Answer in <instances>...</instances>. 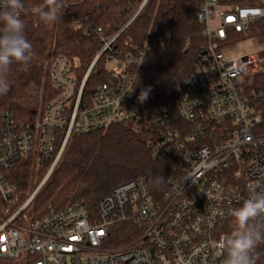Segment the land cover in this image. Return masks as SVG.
<instances>
[{"label":"built area","instance_id":"obj_1","mask_svg":"<svg viewBox=\"0 0 264 264\" xmlns=\"http://www.w3.org/2000/svg\"><path fill=\"white\" fill-rule=\"evenodd\" d=\"M63 3L67 13L69 3ZM45 6L39 2L35 10ZM137 13L111 37L89 16L74 17V27L103 41L82 78L70 58L55 55L46 63L51 94L41 98L34 121L18 123L8 110L1 113L0 264L21 258L24 264H222L215 245L235 231L231 210L248 197L249 185L264 192V121L242 89L246 76L264 69V44L241 55L236 49L241 41L257 40L247 34L264 17V0H203L199 17L207 45L177 87L174 104L139 101L130 69L146 49L122 55L114 47ZM236 34L243 38H230ZM168 38L159 42L163 49ZM103 54L111 80L95 84L85 100L87 80ZM121 123L150 129L153 157L181 156V175L167 191L156 198L148 182L136 178L116 186L95 210L74 201L29 218L25 211L38 191L22 203L9 177L16 165L28 156L40 165L53 160L49 176L72 133ZM125 222L136 226L137 236L108 246L114 227ZM263 252L260 243L256 259Z\"/></svg>","mask_w":264,"mask_h":264},{"label":"trees","instance_id":"obj_2","mask_svg":"<svg viewBox=\"0 0 264 264\" xmlns=\"http://www.w3.org/2000/svg\"><path fill=\"white\" fill-rule=\"evenodd\" d=\"M32 5L21 12L25 35L33 45V58L25 67L10 66L7 78L10 89L0 95V115L12 113L18 123L31 124L38 112L41 98L51 94L47 80L48 64L55 55H64L75 64L79 79L103 46L96 34L86 35L73 25L74 17L89 16L90 22L102 25L107 36L115 35L139 10L144 0H63L69 3L67 13L48 24L40 22L35 6L46 0H31ZM203 0H147L131 23L114 43L122 55L146 49L145 55L131 67L133 93L143 103L174 104L177 87L196 68L207 40L199 13ZM168 38L166 47L160 45ZM247 36L264 39V17L252 22ZM231 39L243 38L236 34ZM129 41L132 47L126 44ZM105 54L98 59L95 71L87 80L84 99L93 86L110 81ZM243 94L264 121V69L245 77ZM147 98L141 100V94ZM150 129L132 123L115 124L86 134L72 133L45 183L32 200L33 218L48 213L49 208H62L74 201L85 202L91 210L113 189L129 180L144 178L156 198L179 178L183 161L179 155L155 158L148 146ZM53 160L43 166L50 168ZM33 157L22 159L10 172L22 200L32 184ZM163 177V181L159 177ZM42 176L40 175V178ZM131 222L116 225L108 246L127 244L137 236ZM264 264V252L256 259Z\"/></svg>","mask_w":264,"mask_h":264},{"label":"clouds","instance_id":"obj_3","mask_svg":"<svg viewBox=\"0 0 264 264\" xmlns=\"http://www.w3.org/2000/svg\"><path fill=\"white\" fill-rule=\"evenodd\" d=\"M25 6L22 0H0V95L10 89L7 78L10 66L19 63L27 67L33 58V45L26 37L21 12ZM65 9L63 0H46V6L39 9L40 22L48 24L57 21ZM147 98L142 93L140 99ZM163 177H159L163 181ZM248 197L241 206L233 208L235 231L222 237L215 247L217 256H223L222 264H256L255 250L264 243V192H258L249 185ZM209 197V194H207Z\"/></svg>","mask_w":264,"mask_h":264},{"label":"rangeland","instance_id":"obj_4","mask_svg":"<svg viewBox=\"0 0 264 264\" xmlns=\"http://www.w3.org/2000/svg\"><path fill=\"white\" fill-rule=\"evenodd\" d=\"M259 44L260 45L264 44V39L244 40V41H241L236 46V49H237V52L241 55V54L249 53V52L256 50L258 48ZM107 67H111V65L108 64ZM31 170H32V173H31L32 184L28 188L26 195H25L26 198L22 200V203H24L29 197H31L36 192V190L38 189V187L40 186L42 181L45 179V177L49 173L50 168H46L43 165H40L34 159L32 166H31ZM40 175L42 176L41 178H40ZM0 205H1V200H0ZM1 209H2V207H1ZM25 212L29 218L33 217L32 204L26 209ZM23 261H24V259L21 258V259L14 261V262H15V264H24Z\"/></svg>","mask_w":264,"mask_h":264},{"label":"water","instance_id":"obj_5","mask_svg":"<svg viewBox=\"0 0 264 264\" xmlns=\"http://www.w3.org/2000/svg\"><path fill=\"white\" fill-rule=\"evenodd\" d=\"M147 2V0H144L143 4L141 5V7L139 8V10L137 12H139L141 10V8L143 7V5ZM48 176L42 181V183L40 184V186L38 187L37 191L42 187V185L45 183V181L47 180Z\"/></svg>","mask_w":264,"mask_h":264}]
</instances>
